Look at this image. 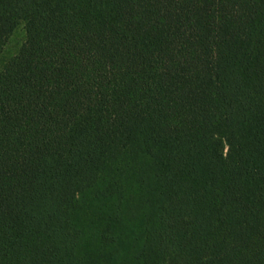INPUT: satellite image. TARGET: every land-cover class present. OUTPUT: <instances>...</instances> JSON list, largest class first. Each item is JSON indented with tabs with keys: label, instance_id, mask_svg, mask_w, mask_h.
Instances as JSON below:
<instances>
[{
	"label": "trees",
	"instance_id": "1",
	"mask_svg": "<svg viewBox=\"0 0 264 264\" xmlns=\"http://www.w3.org/2000/svg\"><path fill=\"white\" fill-rule=\"evenodd\" d=\"M0 264H264V0H0Z\"/></svg>",
	"mask_w": 264,
	"mask_h": 264
},
{
	"label": "rangeland",
	"instance_id": "2",
	"mask_svg": "<svg viewBox=\"0 0 264 264\" xmlns=\"http://www.w3.org/2000/svg\"><path fill=\"white\" fill-rule=\"evenodd\" d=\"M25 38V32L22 28H20L15 35L12 37L8 47H7V53L9 55L16 52V50L19 48V46L22 44Z\"/></svg>",
	"mask_w": 264,
	"mask_h": 264
}]
</instances>
